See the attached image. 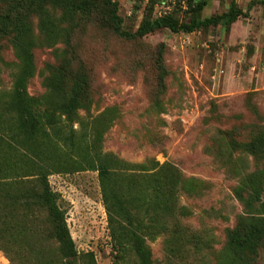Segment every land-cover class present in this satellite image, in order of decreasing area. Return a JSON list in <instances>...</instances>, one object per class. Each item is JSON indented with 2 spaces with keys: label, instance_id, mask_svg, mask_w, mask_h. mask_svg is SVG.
I'll list each match as a JSON object with an SVG mask.
<instances>
[{
  "label": "rangeland",
  "instance_id": "obj_1",
  "mask_svg": "<svg viewBox=\"0 0 264 264\" xmlns=\"http://www.w3.org/2000/svg\"><path fill=\"white\" fill-rule=\"evenodd\" d=\"M11 1L0 0V12ZM113 1L123 28L134 32L145 19L173 16L187 23L199 0ZM203 1L196 15L201 20L225 13L231 1L244 13L256 0ZM263 8L254 5L229 27L189 34L159 29L132 41L79 18L62 22L58 10L50 13L60 31L51 43L40 33L37 18L30 20L35 43V70L26 85L30 97L48 93L45 81L60 66L68 39V59L88 79L78 117L86 122L101 114L112 117L102 152L128 164L171 165L196 185L191 193L178 190L170 203L173 216L165 221L167 232L146 239L152 264H216L227 231L246 217L234 189L264 166V153L243 147L264 130ZM0 57V91L6 92L18 69L9 38L0 39ZM47 183L79 263L137 264L132 250L113 246L96 172L52 173ZM0 264L14 263L0 251ZM253 264H264V249Z\"/></svg>",
  "mask_w": 264,
  "mask_h": 264
},
{
  "label": "trees",
  "instance_id": "obj_2",
  "mask_svg": "<svg viewBox=\"0 0 264 264\" xmlns=\"http://www.w3.org/2000/svg\"><path fill=\"white\" fill-rule=\"evenodd\" d=\"M257 4L264 7V0L250 1L247 11ZM204 6L205 1H197L195 17L187 23L163 16L145 19L131 32L123 28L118 3L113 0H12L5 4L0 12V39L11 40L18 61L11 89L0 91V251L11 263L83 264L77 261L64 213L47 183L52 173H97L113 246L132 250L137 264H152L146 239L167 232L165 221L173 216L170 203L178 190L191 193L196 188L171 165L128 164L102 152L103 134L112 117L101 114L89 122L78 117L88 79L81 69H73L68 39L60 66L45 81L48 93L41 98L28 95L27 81L35 70L30 20L37 18L40 33L54 43L60 31L50 13L58 10L62 22L79 18L126 41L159 29L189 34L209 26L229 27L247 16L231 1L225 13L201 20L196 15ZM160 53L161 47L156 59L161 83L165 70ZM243 147L264 153V130ZM234 194L246 217L227 231L216 264H253L264 249V166L245 176Z\"/></svg>",
  "mask_w": 264,
  "mask_h": 264
}]
</instances>
